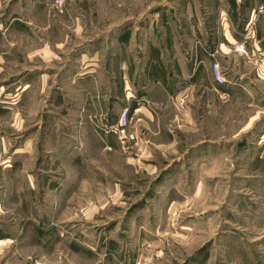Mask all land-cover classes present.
Here are the masks:
<instances>
[{
    "label": "rangeland",
    "instance_id": "1",
    "mask_svg": "<svg viewBox=\"0 0 264 264\" xmlns=\"http://www.w3.org/2000/svg\"><path fill=\"white\" fill-rule=\"evenodd\" d=\"M262 6L0 0V264H264Z\"/></svg>",
    "mask_w": 264,
    "mask_h": 264
},
{
    "label": "crops",
    "instance_id": "2",
    "mask_svg": "<svg viewBox=\"0 0 264 264\" xmlns=\"http://www.w3.org/2000/svg\"><path fill=\"white\" fill-rule=\"evenodd\" d=\"M244 7L245 8H248L247 10L249 11V13L252 12V10H255V8H257L259 5H264V0H241ZM249 3H251L249 5ZM248 4V5H247ZM259 23L256 21L254 26L252 27V30H251V33H252V37H250V39L248 40H238L236 38V34L234 33V31L231 29V28H227L224 32H225V38L224 40H222L221 43H219L218 47L215 48L214 46H211L212 49H219V54L217 55V58H216V62L219 61L218 59L220 57H223L225 59V57H228V58H241L243 57V55H239L240 53L236 52L233 50V44H237V43H240V42H245V44H249L250 47H254V50L251 53V55L249 56V59L251 60L252 57L256 54V50H260L262 49L261 47V43H262V40H263V37H262V33L264 32L260 25H258ZM228 34H230V38L228 37ZM214 41V39H213ZM212 41V42H213ZM249 41V42H248ZM211 42V44H213ZM229 43V44H228ZM210 44V45H211ZM248 48V47H247ZM190 50L191 48H188V49H185V55L183 54V51L184 49L182 50V53H181V56H178V61H179V64L181 65V68H182V71L184 72V76L188 75V77H192L194 76V72L195 70L193 69L192 70V67H191V62L189 60V58L187 59L186 58V55L188 53H190ZM249 50V49H248ZM203 55V54H202ZM210 61V64L212 66L213 64V60L209 57H206L204 59L203 56H201V61L200 63L202 64H206V62H209ZM190 62V63H189ZM193 65V64H192ZM163 69H166V68H163ZM169 69H166V71H164V73L166 72L167 74V78L165 77L164 73H160V74H154L155 76H158V81L159 83H155V94L158 93V94H166L167 93H170L171 91L173 90H176V87L178 86V84H181L184 80H180V79H184V78H180L179 76H172L171 77V80L169 81ZM212 72V78L214 79V71H213V68H211L210 70ZM214 81L218 83V81L216 79H214ZM173 88L170 92H169V88ZM214 89L216 90L217 89V85L214 86ZM131 94V93H130ZM129 95V94H128ZM132 96V94H131Z\"/></svg>",
    "mask_w": 264,
    "mask_h": 264
},
{
    "label": "built area",
    "instance_id": "3",
    "mask_svg": "<svg viewBox=\"0 0 264 264\" xmlns=\"http://www.w3.org/2000/svg\"><path fill=\"white\" fill-rule=\"evenodd\" d=\"M258 13L259 14L264 13L263 6L258 10ZM257 19H258V15L254 14L253 18L250 20V22L247 25V28H246V31H247L246 39L247 40L250 39V37H252L251 30L255 22L257 21ZM234 47H235L236 52L238 53L241 52L245 55H248V48L246 47L245 42H240V44H236ZM213 71H214V79H216L220 83H225L227 79L225 78L224 73L222 72L221 66L219 63L214 64ZM123 121H124L123 123L120 122L118 125H116V127L111 126L109 129L106 127V130H107L106 132L107 133L111 132L117 135L118 140L120 141L122 145L131 143L132 141L136 139V133L130 132L129 129H127L128 128L127 116H125V119Z\"/></svg>",
    "mask_w": 264,
    "mask_h": 264
},
{
    "label": "bare ground",
    "instance_id": "4",
    "mask_svg": "<svg viewBox=\"0 0 264 264\" xmlns=\"http://www.w3.org/2000/svg\"><path fill=\"white\" fill-rule=\"evenodd\" d=\"M28 88H29V86H26V87H25V90L28 89ZM29 89H30V88H29Z\"/></svg>",
    "mask_w": 264,
    "mask_h": 264
}]
</instances>
